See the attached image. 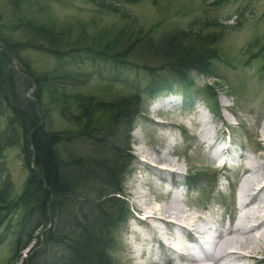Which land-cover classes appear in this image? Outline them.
Segmentation results:
<instances>
[{
  "label": "rangeland",
  "instance_id": "rangeland-1",
  "mask_svg": "<svg viewBox=\"0 0 264 264\" xmlns=\"http://www.w3.org/2000/svg\"><path fill=\"white\" fill-rule=\"evenodd\" d=\"M104 1L121 7L117 11H112V8L103 9ZM26 21L38 28L53 30L56 33L53 38H58L62 43L58 44V48L61 49L63 45L62 49H81L77 54L58 56L33 49H19L17 51L22 59L21 63L12 58L10 64L15 71L17 93L19 97L26 99L20 102L22 106L37 100V86L24 69V64L37 75L47 73L57 77L60 70L71 75V78L62 83L66 88L56 87L57 91L67 95V101L55 102L47 96V88L43 89L47 96L43 97V119L47 129L62 131L68 135V139L59 143V151L66 160L69 156L79 158V161L88 166L85 169V179L81 178L82 186L79 187L78 194L83 193L88 201L98 199L97 188L106 183L102 180L100 170L104 172L111 161L109 150L112 142L127 154L125 157L119 156L120 161L117 162L123 177L121 193L126 201V213L116 225L115 246L108 253L112 264H131L129 257L133 253L129 252L130 246L136 250L137 247H142L136 243L132 233L134 211H141L135 200H151L154 206V203L161 202L157 200V191L162 192L160 188L163 181L150 173L154 166H143L139 160L142 157L152 162L148 154L151 148L158 154H167V158L175 162V169L180 172V178L185 180L183 187L188 186L185 193L172 184L169 186L170 193H163L160 198L174 196L175 205L188 211L187 214L195 219H204L208 223L205 224L206 227L216 235V239L220 233L226 236L227 227L232 224L236 213L234 201L238 181H245L249 171L247 167L250 166L260 168L264 173V0H0V58H4L5 53L9 55L12 45L20 47L21 44L29 43L28 41L54 44L50 34L45 31L34 34L25 25ZM188 32L209 35L207 42L213 43L212 46L218 49L219 55L218 58L211 59L209 72H190L194 81L191 87H186L179 80L176 85L173 84V72L165 66L161 67L166 62L165 59L173 55L169 50L171 44L175 45L179 39L183 43L195 40L194 35H187ZM176 37L178 41L166 43L167 39L175 40ZM88 48L106 51L108 57L101 55L106 56L105 64L102 61L95 62ZM115 63H120L122 72L118 73L112 67ZM117 73L123 80L112 78ZM150 78L170 79L173 87L170 92L181 94L182 105L187 108L178 105L175 109L164 106L163 111L157 110L160 99L167 96L169 90L156 96L140 94L139 108L142 112L134 117L129 132L123 131L122 120L120 125H113L117 120H107L113 114L105 104L94 108L90 116V128L94 127V130L101 126L100 130L80 132L83 128L74 119L81 112L79 98L89 100L92 97L95 101L116 103L123 96H131V83L144 88ZM210 84L214 87L213 91L206 86ZM185 93L197 96L199 100H203L201 104L205 102L214 108V113L203 109L205 117L210 120L207 126L208 136L200 134L199 123L188 117L192 108L188 102L185 103ZM0 119L2 130L6 126V118ZM86 120L87 118L84 121ZM158 120L169 123L174 120L172 122L176 125L172 126L180 125L183 131L180 130L178 136V133L170 130L172 126H154L160 124ZM108 133L110 136H106ZM168 136L172 137L174 144L167 141ZM226 145L230 147L224 148ZM239 146L244 148V154L233 159L229 152L236 150V154L239 153ZM141 149L144 152H140ZM228 159L237 164L230 170L221 164ZM184 171L188 172L186 177H183ZM28 174L29 168L24 162L20 145L6 146L0 152V185L6 182L11 189L10 196L5 201L13 202L21 195ZM116 175L113 182L116 181ZM259 177L253 175L250 178L255 181ZM142 180L146 181L141 183ZM156 182L160 183L156 185ZM137 188L143 192L139 198L135 194ZM259 195L263 196L264 191ZM249 196L244 197V201ZM75 200L81 201L82 198ZM261 215L264 217V211ZM21 218V209L12 208L6 211L0 223V264H22V259H25L30 249L36 248V241L33 239L26 248L20 250L19 255L14 256ZM46 226H41L34 234H39L41 239ZM258 235L259 238L257 236L250 240L246 249L254 250L256 255L262 256L259 260L255 258L250 261L264 264L263 228ZM154 243L144 244L142 255L138 251L134 252L137 257L133 261L150 262L158 258L163 262L164 255L169 250L162 246L153 247ZM150 245L152 248L148 251ZM234 245L241 246L239 243ZM226 258L231 257L225 256ZM175 263L179 262L176 260Z\"/></svg>",
  "mask_w": 264,
  "mask_h": 264
},
{
  "label": "trees",
  "instance_id": "trees-1",
  "mask_svg": "<svg viewBox=\"0 0 264 264\" xmlns=\"http://www.w3.org/2000/svg\"><path fill=\"white\" fill-rule=\"evenodd\" d=\"M118 1L134 2L136 0ZM102 3L103 9L112 8V11H117L121 7L115 3L106 4L105 1ZM25 25L34 34L45 31L52 38L56 36L53 30H47L44 27L38 28V26L30 24L29 21H26ZM187 35H194L195 40L191 39L187 43H183L179 39L178 43H174L175 45L171 44L169 50L173 55L171 58H166V62H163L161 67L165 66L167 70L173 72L174 80H179L186 87H191L194 81L190 77V72L195 70L203 73L209 72L211 59L218 58L219 55L218 49L212 46L213 43L207 42L209 35L189 32ZM176 41H178L177 37L175 40L169 38L166 43ZM28 42L18 46L19 48L12 45L9 55L5 53L4 58H0V118H6L4 122L6 126L0 130V152L6 146L20 145L24 162L29 168L24 189L13 202L5 201L10 196L9 184L4 182L0 185V214H2L0 223L5 217L6 211H10L12 208L21 209V227L16 240L14 256L19 255L20 250L26 248L33 239L36 241V248L30 249L25 259H22V264H112L108 253H111L115 246L116 225L126 213V201L121 193L123 177L120 168L117 167V162L120 161L118 160L119 156L125 157L127 154L115 142H112L109 150L112 155L111 161L105 167V160V170L104 172L100 170L102 180L106 183L97 188L98 199L88 201L83 193L78 194L80 186H82L81 178L85 179V169L88 166L79 161L81 160L79 158L73 159L69 156L66 160V157L59 151V143L68 139V135L63 134L62 131L47 129L43 119V97L49 96L55 102L67 101L69 99L67 95L64 92L61 94L56 87L66 88L62 83L71 78V75L61 70L57 77L47 73L37 75L24 64V69L37 86V100L22 106L20 102L22 103L26 99H22L17 93L14 81L15 71L11 69L10 64H12V58H16L21 63L22 59L17 51L19 49H33L56 54V56L68 53L77 54L81 49L80 47L62 49L63 45L60 49L58 44L62 43L58 38H53L55 45ZM178 45L180 46L178 47ZM88 49L95 62L102 61L105 64V57L108 55L106 51ZM127 49L128 47L125 48V50ZM112 67H115L118 73L122 72L123 67L120 63H115ZM118 73L112 78L118 81L123 80ZM57 79H59V83H57ZM129 86L133 89L131 96H123L116 103H103L104 101H95L92 97L89 100L79 98L78 104L81 112L76 114L74 119L83 128L80 132L88 133L94 128H90L91 112L100 104H105L113 114L107 120H117L113 122V125H120V120H122L123 131L127 133L132 128L134 117L142 112V109L139 108L140 94L153 96L173 89L172 81L163 78L161 80L150 78L144 88L138 87L137 83H131ZM45 88L49 93L47 96L43 90ZM86 118L87 120L84 121ZM100 128L101 126L94 130H100ZM106 136H110V133ZM126 149L128 150V148ZM113 162L115 163L113 164ZM115 174H117V178L113 182ZM77 198H82V200H75ZM8 204L10 205L8 206ZM44 225H47V228L40 239L39 234L34 233Z\"/></svg>",
  "mask_w": 264,
  "mask_h": 264
},
{
  "label": "bare ground",
  "instance_id": "bare-ground-1",
  "mask_svg": "<svg viewBox=\"0 0 264 264\" xmlns=\"http://www.w3.org/2000/svg\"><path fill=\"white\" fill-rule=\"evenodd\" d=\"M172 121L170 123H166V125H164L163 123H160L154 126L169 127L170 125H174V122ZM209 121L210 120L205 116H198L196 119V122L199 123V132L203 136L207 134V131L209 129V127H207ZM187 123H189V120L187 121ZM152 150L153 149L151 148V151L148 152V154L151 157V160H153L152 161L153 163L151 162L152 163L151 166H154V168H152V171L150 173L155 174L158 177V179L162 181L164 180V177L166 176L174 177V174L176 173L174 172L176 171L174 167L175 162L168 159L167 154L166 155L158 154L157 152H154ZM140 152H144V150L141 149ZM145 157L148 158L146 155ZM142 164L143 166L149 165L148 163H142ZM247 168H249V171L246 174L247 176L245 177V181L243 180V183L241 185L242 187L240 189V199L242 200L244 199V197L248 195L250 196L247 202L244 203L243 208L240 209V211H242L241 217L238 219L236 224H231L230 226L227 227L226 236H223L224 234H221V233L217 235V239L214 242L213 249L207 252H204L201 247L198 249V251H194V252L188 251L189 247L187 246V239L189 238L185 237L186 231H185V227L183 226H188V225H193L196 227L206 226L208 223H206L204 219H199V218L195 219L194 217L187 214L188 211L186 212L179 206L175 205V202L173 200L174 196L168 197L165 199L160 198L163 193L164 194L170 193L169 189H165V192L163 191L160 192L159 190L157 191V194H158L157 197H159L157 198V200H160L161 202L157 204L154 203L156 206L152 205L151 200L145 201V202H138L139 200H135V204L138 207V209L145 210V212L149 214L148 216L149 218L147 219V221H141L139 219H135L134 228L132 229L134 233L133 235H134V239L136 243L138 245L141 244L142 247L141 248L137 247V250H136L130 246L129 252L133 253V255L131 254V256L129 257L131 264H176L175 263L176 260L179 262L178 264H222L221 259H223L224 256L234 257L236 259L249 258L251 256H255L256 252H254V250L253 251L247 250L246 248L250 240H252L254 237H257V236L258 238L260 237L258 233L260 234V230H262V228L264 229V218H261L263 217L261 214H263V211H264V195L263 196H260L261 194L259 195L260 192L264 191V183L256 191H254L256 185H259L261 184L259 182L264 181V173L260 171V168H254V167L251 168V166ZM168 169L173 170L171 174L168 173L169 172L167 171ZM253 175L254 177H257L258 175L260 177L254 181L253 179L250 178ZM145 181L142 180L141 183ZM159 183L160 182H156L155 184L158 185ZM161 189L162 188H160V190ZM136 193H137L136 195L137 198L143 195V192L139 190L138 188L135 189V194ZM143 204L144 205L146 204L147 206H144ZM164 216H171L172 218L170 219L171 221L164 220ZM258 218H261V219L258 220L257 224H253L254 220L256 221V219ZM172 221L175 223H172ZM250 221H252L251 224H250ZM179 223L182 224L183 226L178 225ZM174 232L179 233L177 238H175ZM158 236H161L168 242H172L175 246L174 249L168 248L169 251L167 252V254L164 255L165 260L161 262L160 261L161 259L154 258L153 261H150V262H147V261L134 262L133 259L134 258L136 259L137 257L136 255H134V252L138 251V253L142 255V253H144L143 252L144 244L151 243V242H158ZM234 243L236 244L239 243L241 246L234 245ZM161 245L162 244L160 242L159 246ZM151 248L152 247H148L149 249L148 251H150Z\"/></svg>",
  "mask_w": 264,
  "mask_h": 264
}]
</instances>
